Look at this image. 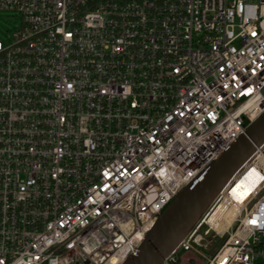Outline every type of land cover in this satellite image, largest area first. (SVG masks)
I'll use <instances>...</instances> for the list:
<instances>
[{
    "label": "built area",
    "instance_id": "built-area-1",
    "mask_svg": "<svg viewBox=\"0 0 264 264\" xmlns=\"http://www.w3.org/2000/svg\"><path fill=\"white\" fill-rule=\"evenodd\" d=\"M0 12L17 15L0 41V264H122L264 112V0H0ZM185 254L264 264V144L163 264Z\"/></svg>",
    "mask_w": 264,
    "mask_h": 264
},
{
    "label": "water",
    "instance_id": "water-1",
    "mask_svg": "<svg viewBox=\"0 0 264 264\" xmlns=\"http://www.w3.org/2000/svg\"><path fill=\"white\" fill-rule=\"evenodd\" d=\"M264 144V112L157 218L134 255L122 264H163L212 199L239 167Z\"/></svg>",
    "mask_w": 264,
    "mask_h": 264
},
{
    "label": "rangeland",
    "instance_id": "rangeland-1",
    "mask_svg": "<svg viewBox=\"0 0 264 264\" xmlns=\"http://www.w3.org/2000/svg\"><path fill=\"white\" fill-rule=\"evenodd\" d=\"M17 24V15L13 12H0V41L6 44L9 35L14 30V26ZM191 256L185 254L180 260V264H189Z\"/></svg>",
    "mask_w": 264,
    "mask_h": 264
},
{
    "label": "bare ground",
    "instance_id": "bare-ground-1",
    "mask_svg": "<svg viewBox=\"0 0 264 264\" xmlns=\"http://www.w3.org/2000/svg\"><path fill=\"white\" fill-rule=\"evenodd\" d=\"M252 173L253 172H250V174H248L246 176V178H243L242 180H240L238 182L237 187H236V190H238L239 193H246L247 192V189H248V186H249V183H250V179L252 177ZM236 190H234V192H236ZM232 215H233V211L232 210H228V212H226L225 214H223V218L225 219V221L227 222V224L230 223L231 218H232ZM214 216H215L214 218L218 217L219 216V213L217 212Z\"/></svg>",
    "mask_w": 264,
    "mask_h": 264
},
{
    "label": "flooded vegetation",
    "instance_id": "flooded-vegetation-1",
    "mask_svg": "<svg viewBox=\"0 0 264 264\" xmlns=\"http://www.w3.org/2000/svg\"><path fill=\"white\" fill-rule=\"evenodd\" d=\"M193 263H195V261H193Z\"/></svg>",
    "mask_w": 264,
    "mask_h": 264
}]
</instances>
